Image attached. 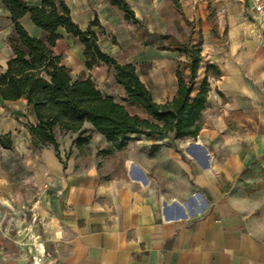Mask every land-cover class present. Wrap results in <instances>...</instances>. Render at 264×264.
<instances>
[{"label":"crops","instance_id":"0c3cea01","mask_svg":"<svg viewBox=\"0 0 264 264\" xmlns=\"http://www.w3.org/2000/svg\"><path fill=\"white\" fill-rule=\"evenodd\" d=\"M125 1L139 23L129 20L111 0L65 3L83 30L97 18L98 24L92 29L101 50L121 64L134 65L154 101H171L177 93V69L186 61L176 50L178 44L202 40V65L214 64L222 71L212 84L207 110H219V117L231 123L240 116L250 118L264 112V22L247 0ZM0 4L13 26L9 10L1 0ZM210 9L228 20L230 29L226 35L213 32L208 20ZM21 23L30 35L46 36L29 14L21 18ZM59 33L62 37L54 51L63 56L73 79L91 78L104 94L126 107L129 104L133 109H142L147 115L141 106L122 101L125 91L108 66L88 69L85 47L78 37L64 28ZM128 111L140 116L139 112ZM31 124H37V117L26 98L0 100V135L11 134L14 142L12 149L0 148V205L12 209L13 203L23 200L27 186H35L42 202L47 203L46 212L63 233L65 249L59 264H264V240L250 229L234 205L229 178L223 182L217 177L210 169V160V168L204 172L193 162L170 153L172 159L162 165L172 167L176 173L166 178L154 158L133 159L128 162H133L147 181L141 183L131 175L129 165L130 176L109 178L83 159L82 145L73 142L75 134L62 141L57 133L63 162L52 146L34 150L28 129ZM86 127L109 145L91 124ZM205 130L198 138L207 135ZM145 137L153 144L152 137ZM200 144L207 153L218 148ZM163 153L165 147L161 146L155 156ZM179 171L190 178V185L185 183L184 191L166 190L165 184L179 182ZM189 198L191 203L184 201ZM0 264L13 262L0 256Z\"/></svg>","mask_w":264,"mask_h":264},{"label":"trees","instance_id":"16d2710c","mask_svg":"<svg viewBox=\"0 0 264 264\" xmlns=\"http://www.w3.org/2000/svg\"><path fill=\"white\" fill-rule=\"evenodd\" d=\"M111 1L126 12L129 20L139 23L125 0ZM1 3L10 12L15 36L8 39L12 56L5 70L0 72V100L24 97L33 107L37 124L29 125L28 129L34 150L52 146L63 162L57 133L75 134L73 142L82 145L90 140L85 136L89 132L87 123L109 142L107 151L125 150L140 135L169 137L174 141L199 136L212 91L211 79H219L222 75L219 67L208 64L203 78L198 81L203 61L202 40L178 44L176 50L186 58L184 63L188 72L185 74L183 66L179 65L176 95L171 101L157 103L134 65L121 64L101 50L98 35L92 29L98 24L97 18L83 30L73 20L65 0H1ZM176 6L181 11L177 2ZM26 14L46 32L44 38L34 37L26 30L21 23ZM60 28L78 37L84 45L88 69L108 66L125 91L122 101L141 106L148 118L131 114L122 102L104 94L91 78L73 79L63 63V56L54 51L62 37ZM13 144L11 134L0 135L1 147L12 149ZM160 145L154 144V150Z\"/></svg>","mask_w":264,"mask_h":264},{"label":"rangeland","instance_id":"374dc122","mask_svg":"<svg viewBox=\"0 0 264 264\" xmlns=\"http://www.w3.org/2000/svg\"><path fill=\"white\" fill-rule=\"evenodd\" d=\"M219 2L224 3L222 0ZM208 20L212 23L213 32H224L226 35L230 29L228 20L219 17L215 9H210ZM249 20L253 21L250 15ZM248 25L251 27V22H248ZM236 27L239 29L240 23H237ZM14 36L13 26L0 4L1 68L11 56L8 39ZM205 68L203 64L198 81L203 78ZM183 69L187 74L185 65ZM211 83H216L214 78ZM127 108L139 112L141 118L147 117L142 109H133L129 104ZM218 113L219 110L213 109L205 112L202 129H207L204 132L207 135L204 138L174 141L169 137H152L151 144L150 139L144 136L133 139L129 146L121 151H107L109 145L94 136L89 129L85 136H89L90 140L82 144V157L88 165L95 164L99 172L109 178L129 175L130 160L154 158L156 167L168 178L172 173H176L172 167L162 165L172 159L170 153L176 154L185 162H193L198 170L206 172L207 168L201 165L198 156L189 150L188 145L202 142L207 148L218 146L208 153L210 163L213 164L209 168L217 177L222 178L223 182L224 178H229V194L234 205L245 216L250 229L264 240V149L255 148L264 146V112L255 113L250 118L240 116L232 123L220 118ZM58 135L62 141L74 137L72 133L59 132ZM157 143L161 144L160 147H165V153L159 157L155 156L158 150L153 147ZM177 174L181 176L179 182L165 184L166 190L184 191L185 183L190 185L191 180L184 172L179 171ZM22 195L23 200L13 203L12 209L0 205V241L3 247L0 256L11 258L13 264H59L65 249L59 224L52 222L45 206L47 203L42 202L35 186L28 185ZM184 201L191 203L190 198ZM42 211L45 212L42 214Z\"/></svg>","mask_w":264,"mask_h":264},{"label":"bare ground","instance_id":"6f19581e","mask_svg":"<svg viewBox=\"0 0 264 264\" xmlns=\"http://www.w3.org/2000/svg\"><path fill=\"white\" fill-rule=\"evenodd\" d=\"M187 140H190V139H187ZM194 143H189L188 145V148H191L195 153H198L199 155V162L201 163V165L205 166L206 168L210 167V164L209 162H207V159L202 151V148L201 147H196L195 145H193ZM196 144H200V143H196ZM193 153V152H192ZM196 155V154H195ZM128 165H129V170H130V174L131 175H136L138 180L141 182V183H144V181L146 180V177L138 172L134 166H133V162H128ZM147 181V180H146ZM146 184V183H145Z\"/></svg>","mask_w":264,"mask_h":264},{"label":"built area","instance_id":"2783aa9c","mask_svg":"<svg viewBox=\"0 0 264 264\" xmlns=\"http://www.w3.org/2000/svg\"><path fill=\"white\" fill-rule=\"evenodd\" d=\"M247 1L253 12L256 14L257 18L260 21L264 22V0H247ZM2 251H3V247L0 241V255L2 254Z\"/></svg>","mask_w":264,"mask_h":264},{"label":"water","instance_id":"95a60500","mask_svg":"<svg viewBox=\"0 0 264 264\" xmlns=\"http://www.w3.org/2000/svg\"><path fill=\"white\" fill-rule=\"evenodd\" d=\"M193 145H195L196 147L198 146V147H201L202 148V150L204 152V155H205V157L207 159V162H209V154L207 153L206 149L201 144L194 143ZM189 150H191L192 152H194L191 148H189Z\"/></svg>","mask_w":264,"mask_h":264}]
</instances>
